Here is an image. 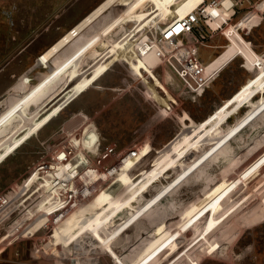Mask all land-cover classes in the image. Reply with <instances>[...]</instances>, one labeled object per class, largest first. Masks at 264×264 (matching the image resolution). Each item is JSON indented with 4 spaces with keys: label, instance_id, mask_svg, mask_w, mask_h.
<instances>
[{
    "label": "rangeland",
    "instance_id": "obj_1",
    "mask_svg": "<svg viewBox=\"0 0 264 264\" xmlns=\"http://www.w3.org/2000/svg\"><path fill=\"white\" fill-rule=\"evenodd\" d=\"M99 1L0 0V249L32 237L67 264H264V0L212 19L200 90L138 50L158 32L137 16L111 26L131 0L40 61ZM60 231L109 250L82 263Z\"/></svg>",
    "mask_w": 264,
    "mask_h": 264
},
{
    "label": "built area",
    "instance_id": "obj_2",
    "mask_svg": "<svg viewBox=\"0 0 264 264\" xmlns=\"http://www.w3.org/2000/svg\"><path fill=\"white\" fill-rule=\"evenodd\" d=\"M249 1L200 0L184 16L167 24L155 36L142 38L138 42V50L143 55L152 51L165 58L170 57L188 87L203 89L212 80V72L198 55L199 42L207 38L213 18L232 12Z\"/></svg>",
    "mask_w": 264,
    "mask_h": 264
},
{
    "label": "crops",
    "instance_id": "obj_3",
    "mask_svg": "<svg viewBox=\"0 0 264 264\" xmlns=\"http://www.w3.org/2000/svg\"><path fill=\"white\" fill-rule=\"evenodd\" d=\"M102 1L103 0L99 1L97 4H100ZM119 1L122 0H116L112 5ZM183 1L184 0H131L129 4L125 6L124 10L113 19L111 26L122 25L125 21L131 20L133 16H137L139 22L142 24L139 29L158 32L176 17V9ZM97 4L93 8H95ZM54 236L56 241L61 242H66V240L73 238L75 240L74 252L76 254H83L89 251L92 252V250H109L105 236H101L99 233L94 232V234L87 235L82 234L80 231H60L54 232ZM30 238L32 237H27L26 240L18 244L20 249L17 253L14 247L11 246L2 250L0 249V264H67V262L63 260L60 262L45 260V258L48 259V256L57 257V253L44 250L43 247L37 246V242L30 240ZM42 256L45 258H42ZM92 261H95L94 257L84 254L81 257L82 263H90ZM68 264L75 263H71L70 261Z\"/></svg>",
    "mask_w": 264,
    "mask_h": 264
},
{
    "label": "bare ground",
    "instance_id": "obj_4",
    "mask_svg": "<svg viewBox=\"0 0 264 264\" xmlns=\"http://www.w3.org/2000/svg\"><path fill=\"white\" fill-rule=\"evenodd\" d=\"M200 0H184L176 9V17L171 21L173 22L178 17L184 16L193 6ZM116 2V0H103L97 4L90 12L80 18L74 25H72L65 33L56 39L49 47L42 52L40 61H48L55 53H57L63 46L71 42L77 35H79L87 26L94 22L101 14H103L109 6ZM169 22V23H171ZM168 23V24H169Z\"/></svg>",
    "mask_w": 264,
    "mask_h": 264
},
{
    "label": "water",
    "instance_id": "obj_5",
    "mask_svg": "<svg viewBox=\"0 0 264 264\" xmlns=\"http://www.w3.org/2000/svg\"><path fill=\"white\" fill-rule=\"evenodd\" d=\"M111 5H112V4H109V6H108L107 8H109ZM107 8H106V9H107Z\"/></svg>",
    "mask_w": 264,
    "mask_h": 264
}]
</instances>
